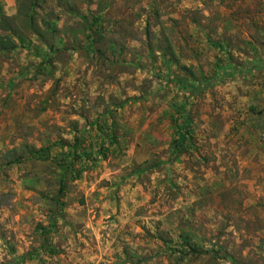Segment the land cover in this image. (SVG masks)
<instances>
[{"label":"rangeland","instance_id":"374dc122","mask_svg":"<svg viewBox=\"0 0 264 264\" xmlns=\"http://www.w3.org/2000/svg\"><path fill=\"white\" fill-rule=\"evenodd\" d=\"M0 36V264H264V0H0Z\"/></svg>","mask_w":264,"mask_h":264},{"label":"trees","instance_id":"16d2710c","mask_svg":"<svg viewBox=\"0 0 264 264\" xmlns=\"http://www.w3.org/2000/svg\"><path fill=\"white\" fill-rule=\"evenodd\" d=\"M95 23L99 20L95 19ZM100 31V26H98ZM92 30V26H90ZM98 33L93 32L90 38L95 39ZM17 48V45L9 37L0 36V50L1 51H13ZM98 128V140L96 143L85 144L79 137L75 138L73 144H65L64 147L68 149V152L61 154L60 157H64L59 160L58 166L60 167V176L58 180V194H57V206L59 208L64 207L63 198L66 193L69 182L79 180L82 175L91 170L98 159H107L113 148H118L119 138L117 131L110 126H100L97 122ZM191 130L180 127L177 130L178 137L172 144V155H182L189 150L188 144H191L192 136L190 135ZM54 146H47L40 149L28 148V154L22 156L16 160V163H23L26 160H37L45 162L50 159L51 151ZM50 233V231H46ZM196 251V250H195Z\"/></svg>","mask_w":264,"mask_h":264}]
</instances>
